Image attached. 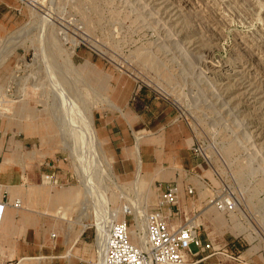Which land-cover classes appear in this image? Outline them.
Here are the masks:
<instances>
[{
    "label": "rangeland",
    "instance_id": "rangeland-1",
    "mask_svg": "<svg viewBox=\"0 0 264 264\" xmlns=\"http://www.w3.org/2000/svg\"><path fill=\"white\" fill-rule=\"evenodd\" d=\"M179 131L188 149L203 144L238 211L208 205L201 180L186 195L190 172L174 223L194 216L203 241L233 254L264 249V0H0V182L35 198L78 193L56 221L68 235L80 218L75 244L93 264L103 215L158 201L139 141ZM123 133L135 164L125 170Z\"/></svg>",
    "mask_w": 264,
    "mask_h": 264
},
{
    "label": "crops",
    "instance_id": "crops-1",
    "mask_svg": "<svg viewBox=\"0 0 264 264\" xmlns=\"http://www.w3.org/2000/svg\"><path fill=\"white\" fill-rule=\"evenodd\" d=\"M121 130L125 132L124 129ZM99 132L103 134V129ZM124 136L123 133L122 139L118 137L122 141L117 148L121 151L120 156L125 170L126 166L127 169L131 165L135 168V164L130 156L132 149ZM140 143L141 141H139L141 172L150 182L178 186L187 181L186 177L191 174L190 172H194L190 178L192 183L187 187H192L196 191L198 187L201 188L199 180L201 182L208 180L215 184L211 173L192 156L190 147L188 149L185 131L173 132L162 138H149ZM8 161L6 157L3 159L0 173L9 170ZM0 184L8 191L4 198L7 206L0 219V264H93L91 249L85 245L80 247L75 244L83 239L84 235V231L79 232L80 226H83L80 218L77 231H74L71 222L69 223L68 235L67 232L64 234L63 227L56 221L66 220L64 218L66 209L59 206L71 204L78 193L65 188L56 195L39 188L36 192L33 190V195L37 197L35 198L27 188L15 185L11 179H3ZM15 200L20 202L18 209L11 206ZM207 203L209 205V201ZM212 247L213 250L210 252H198L195 257L197 264H264L262 248L251 247L242 253L233 254L222 246L215 248L212 244ZM193 251L196 252L195 249Z\"/></svg>",
    "mask_w": 264,
    "mask_h": 264
},
{
    "label": "built area",
    "instance_id": "built-area-1",
    "mask_svg": "<svg viewBox=\"0 0 264 264\" xmlns=\"http://www.w3.org/2000/svg\"><path fill=\"white\" fill-rule=\"evenodd\" d=\"M24 4L26 0H17ZM190 151L210 171L214 186L208 180L203 183L212 192L209 205L218 213L232 216L238 211L234 197L222 193V175L209 159L203 144L195 139ZM42 181L50 186L57 185V179L51 176H42ZM5 187L0 184V219L7 204L4 198L7 194ZM159 193L155 209L132 214L127 206L123 207L122 218L111 221V214L103 215L100 223L107 227V231L100 238V264H197L195 257L198 252L213 250L210 242L203 241L194 222V216L185 221V224H175L174 220L181 214L178 210L180 190L176 184H161L156 187ZM194 188L187 187L186 195L193 196ZM20 208L19 200L11 205ZM127 218H132L129 223ZM111 221V222H108ZM97 237V231L95 238ZM196 250V252L193 251ZM98 253L96 249V254Z\"/></svg>",
    "mask_w": 264,
    "mask_h": 264
},
{
    "label": "bare ground",
    "instance_id": "bare-ground-1",
    "mask_svg": "<svg viewBox=\"0 0 264 264\" xmlns=\"http://www.w3.org/2000/svg\"><path fill=\"white\" fill-rule=\"evenodd\" d=\"M31 7L34 9L35 7H34V5H31ZM32 9V10H33ZM40 18H41V22L42 23H44L45 25H47L46 24V20H45V18L44 17H42V16H40ZM95 156V155H94ZM7 192V191H6ZM237 205H238V203H237ZM130 212H131V210H130ZM145 212V210H141V211H139V213L141 214V215H143V213ZM115 221V220H114ZM99 225V232H100V237H99V239L101 238L102 239V241H103V237H104V235H105V233H106V231H107V227H105V224L103 223V225H101V223L100 224H98ZM99 244V243H98ZM97 251H98V253H97V264H100V262H101V254H99L100 253V249L97 247Z\"/></svg>",
    "mask_w": 264,
    "mask_h": 264
}]
</instances>
